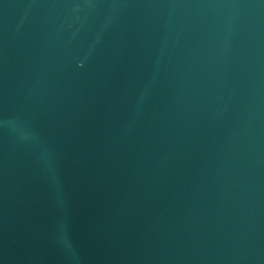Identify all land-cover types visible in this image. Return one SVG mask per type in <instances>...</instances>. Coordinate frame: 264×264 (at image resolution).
<instances>
[{
    "label": "water",
    "instance_id": "water-1",
    "mask_svg": "<svg viewBox=\"0 0 264 264\" xmlns=\"http://www.w3.org/2000/svg\"><path fill=\"white\" fill-rule=\"evenodd\" d=\"M0 264H264V0H0Z\"/></svg>",
    "mask_w": 264,
    "mask_h": 264
}]
</instances>
